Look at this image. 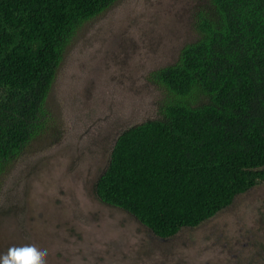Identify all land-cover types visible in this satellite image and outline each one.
<instances>
[{
    "label": "trees",
    "instance_id": "trees-1",
    "mask_svg": "<svg viewBox=\"0 0 264 264\" xmlns=\"http://www.w3.org/2000/svg\"><path fill=\"white\" fill-rule=\"evenodd\" d=\"M114 2L0 0V178L51 124L47 98L77 29ZM194 27L149 73L165 91L157 116L119 133L94 186L159 238L264 180V0H200Z\"/></svg>",
    "mask_w": 264,
    "mask_h": 264
},
{
    "label": "rangeland",
    "instance_id": "rangeland-1",
    "mask_svg": "<svg viewBox=\"0 0 264 264\" xmlns=\"http://www.w3.org/2000/svg\"><path fill=\"white\" fill-rule=\"evenodd\" d=\"M200 0H115L83 23L47 98L51 124L0 178V255L35 241L46 264H264V180L169 238L100 201L94 186L124 129L155 118L149 73L197 38Z\"/></svg>",
    "mask_w": 264,
    "mask_h": 264
},
{
    "label": "clouds",
    "instance_id": "clouds-1",
    "mask_svg": "<svg viewBox=\"0 0 264 264\" xmlns=\"http://www.w3.org/2000/svg\"><path fill=\"white\" fill-rule=\"evenodd\" d=\"M47 250L35 241H24L0 255V264H46Z\"/></svg>",
    "mask_w": 264,
    "mask_h": 264
},
{
    "label": "flooded vegetation",
    "instance_id": "flooded-vegetation-1",
    "mask_svg": "<svg viewBox=\"0 0 264 264\" xmlns=\"http://www.w3.org/2000/svg\"><path fill=\"white\" fill-rule=\"evenodd\" d=\"M256 185H257V184H256ZM256 185H255V186H256ZM252 188H253V187H252ZM146 229H147V228H146ZM147 230H148V229H147ZM148 231H149V230H148ZM149 232H150V231H149ZM150 233H151V232H150ZM151 234H152V233H151ZM171 237H172V236H171ZM168 238H169V237H168Z\"/></svg>",
    "mask_w": 264,
    "mask_h": 264
}]
</instances>
